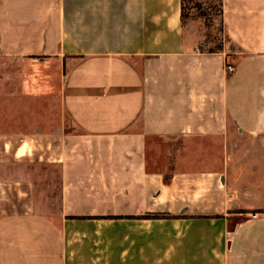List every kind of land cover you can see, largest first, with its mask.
I'll return each instance as SVG.
<instances>
[{
	"label": "crops",
	"instance_id": "1",
	"mask_svg": "<svg viewBox=\"0 0 264 264\" xmlns=\"http://www.w3.org/2000/svg\"><path fill=\"white\" fill-rule=\"evenodd\" d=\"M180 13L0 0V264H264V0H223L232 50L201 51ZM240 137L254 213L228 184Z\"/></svg>",
	"mask_w": 264,
	"mask_h": 264
},
{
	"label": "rangeland",
	"instance_id": "2",
	"mask_svg": "<svg viewBox=\"0 0 264 264\" xmlns=\"http://www.w3.org/2000/svg\"><path fill=\"white\" fill-rule=\"evenodd\" d=\"M186 38L205 52L213 50H232L222 21L223 0H183ZM231 167L228 169V184L237 193V209L240 212L254 213L256 193L260 188L262 162L259 144L250 139L237 138L233 141ZM49 196L56 207L58 185L56 179L50 183ZM46 181L40 182L36 189L40 199L46 196Z\"/></svg>",
	"mask_w": 264,
	"mask_h": 264
},
{
	"label": "trees",
	"instance_id": "3",
	"mask_svg": "<svg viewBox=\"0 0 264 264\" xmlns=\"http://www.w3.org/2000/svg\"><path fill=\"white\" fill-rule=\"evenodd\" d=\"M180 16H181V25L184 26L185 24V16H184V1L181 0V13H180ZM229 40V38H227ZM213 51H216V50H213ZM213 51H210V52H213ZM218 51V50H217ZM145 217H150V218H165V217H170L169 215L167 214H163V213H153V214H149V215H146Z\"/></svg>",
	"mask_w": 264,
	"mask_h": 264
},
{
	"label": "built area",
	"instance_id": "4",
	"mask_svg": "<svg viewBox=\"0 0 264 264\" xmlns=\"http://www.w3.org/2000/svg\"><path fill=\"white\" fill-rule=\"evenodd\" d=\"M232 69H233V66L231 64L228 63L225 65V71L226 72H230Z\"/></svg>",
	"mask_w": 264,
	"mask_h": 264
}]
</instances>
